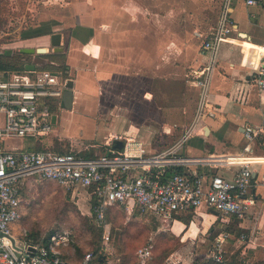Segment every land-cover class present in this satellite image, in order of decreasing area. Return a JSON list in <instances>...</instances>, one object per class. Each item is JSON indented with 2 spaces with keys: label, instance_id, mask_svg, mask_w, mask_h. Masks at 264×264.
Wrapping results in <instances>:
<instances>
[{
  "label": "crops",
  "instance_id": "crops-1",
  "mask_svg": "<svg viewBox=\"0 0 264 264\" xmlns=\"http://www.w3.org/2000/svg\"><path fill=\"white\" fill-rule=\"evenodd\" d=\"M183 1L121 0L118 6L113 0H93L94 7H75L72 25L55 29L57 22L50 21V31L34 32L29 37L65 33V49L59 53L66 55L75 95L72 109L62 107L57 112L53 132L54 140L65 142L64 152L95 156L104 147L103 153H108L118 149L115 141H124V137L141 141L150 152H159L180 139L198 106L200 89L191 74L206 61L201 47L217 22L222 0H216L215 23L207 31L203 25L210 17L213 0H186L185 5ZM231 17L236 31L222 44L211 78L207 99L212 115H206L201 126L207 127L206 134H200L201 129L194 134L184 144L183 156L238 153L245 144L243 126L261 123L264 89L253 77L264 56V0L250 5L246 0H235ZM150 112H156L157 119L149 117ZM167 113L173 115L165 117ZM256 153L264 155L263 144L256 147ZM252 168L256 204L240 220V226L247 230L240 249L254 264L264 260V164ZM181 169L218 171L229 177L238 168L192 165ZM206 211L215 214L207 208L198 213ZM87 212L91 213L90 208ZM195 215L188 225L181 219L185 214L161 221L176 236L192 241L209 227L194 219ZM216 221L213 218L210 227ZM221 232L232 237L226 230ZM232 240L238 246L239 237Z\"/></svg>",
  "mask_w": 264,
  "mask_h": 264
},
{
  "label": "built area",
  "instance_id": "built-area-1",
  "mask_svg": "<svg viewBox=\"0 0 264 264\" xmlns=\"http://www.w3.org/2000/svg\"><path fill=\"white\" fill-rule=\"evenodd\" d=\"M234 1L222 0L217 22L201 47L206 61L191 74L200 89L195 116L180 139L159 152H150L141 141L129 137H121L125 142L122 150L111 149L90 157L73 151L8 147L5 140L11 137L42 139L53 134V117L63 107L69 77L65 75L67 70L44 69L36 64L34 70L0 69V264H72L64 252L73 241L71 229L55 230L43 245H31L26 230L20 235L15 232L22 218L21 186L33 177L55 181L73 193L83 189L90 203L89 215H94L100 224L109 206L115 204L126 206L130 214L138 210L162 221L190 211L198 213L202 208L217 211L221 216L245 218L256 204L252 166L264 164V155L256 153L264 137V109L260 124L243 126L245 144L240 152L205 157L180 153L201 129L203 118L212 115L207 94L222 44L229 42L236 31L231 17ZM246 3L255 4L256 0ZM254 71V82L264 89V56ZM192 165L238 169L229 177L218 171L175 169ZM229 236L217 235L207 257L223 261ZM136 255V264H148L153 251L146 246ZM78 264L98 263L88 252Z\"/></svg>",
  "mask_w": 264,
  "mask_h": 264
},
{
  "label": "rangeland",
  "instance_id": "rangeland-1",
  "mask_svg": "<svg viewBox=\"0 0 264 264\" xmlns=\"http://www.w3.org/2000/svg\"><path fill=\"white\" fill-rule=\"evenodd\" d=\"M91 1L93 0H0V51L16 52L23 47L48 46L49 36L29 38V34L40 25L50 24V21L57 22L54 26L55 29H58L59 26L61 28L72 25L71 15L77 14L75 7L80 4L83 5L81 9L94 7V3L91 4ZM113 2L119 6L121 0H113ZM186 2L188 1L184 0L183 4L185 5ZM212 2L213 5L209 9L210 17L203 25L205 31L215 23V15L219 9V2L216 0ZM75 18L78 19L77 16ZM70 20L72 21L70 22ZM182 22L184 23V21ZM50 53L53 52L50 51ZM43 55L45 54L30 55L27 64H36L38 67L49 64L50 60ZM170 114L173 115V113ZM170 114L163 115L166 117ZM148 115L154 120L157 119L156 112L154 114L150 112ZM56 127L58 128V124ZM42 139L44 142H52L51 146L55 149L58 146L55 142L66 149L64 141L56 140L54 142L53 134L49 138ZM34 140L35 138L32 137H11L5 140V144L10 148H19ZM104 151L105 149L102 147L98 154H102ZM23 184H26L27 188L22 193V221L15 227L18 235L26 230L33 233L38 232L40 236H43L56 226L63 225L71 228L74 234L73 241L64 250L67 258L71 256L68 260L73 259L75 255L78 256V252L84 255L92 250L93 235L87 230L89 223L82 218L83 216L91 217L87 212L90 203L83 189L73 193L56 183L33 179H26ZM213 218L219 223L216 221L210 227V221ZM227 218L229 216L216 215L209 211L196 213L194 219L202 221L205 226L209 227L205 233H200L192 241L183 240V236H176L168 225L162 223L161 219L158 220L155 216L138 212L130 214L126 206L111 207L104 222L102 224L96 222L98 226L103 227L102 244L105 246L104 251L111 264L135 262L137 251L146 246L153 251L154 257L150 264H193L195 258L207 257L214 242L209 234L211 228L223 230L228 221L221 222ZM234 237L236 236L232 235L228 239L229 245L225 248L227 255L237 252L245 243V240L239 237L238 246H234V241H231ZM240 258L244 259L247 264H252L250 259L242 253ZM72 263L75 264L74 261Z\"/></svg>",
  "mask_w": 264,
  "mask_h": 264
},
{
  "label": "trees",
  "instance_id": "trees-1",
  "mask_svg": "<svg viewBox=\"0 0 264 264\" xmlns=\"http://www.w3.org/2000/svg\"><path fill=\"white\" fill-rule=\"evenodd\" d=\"M39 31H50V24L47 23L45 26L40 25L37 29L34 30V32H39ZM34 32L30 33L28 37H31V35ZM43 56L48 58V60H50V61H49V64L43 66L42 68L51 69V70H64L65 72L68 69L67 65H66L65 53H49V54H45ZM28 57H30L29 54L21 53L19 51H16V52H13L10 50L0 51V69H14V70L24 69L26 64L28 63L27 62ZM54 63L58 64V65H55ZM65 75H66V77H69L70 74H68V72H66ZM55 141L56 140H54V142ZM55 143H57L56 145H58L56 147V149L53 146H51L52 142H44L43 139L35 138L34 141L27 143L25 145V148L26 149H37V150H40V149L54 150L55 149L54 151L64 152L61 145L58 144V142H55ZM262 144L264 145V137L262 139ZM88 157H90V156H88ZM175 169L178 172H183V169H181V167H176ZM29 179H33L35 181L41 180V181H49V182L56 183L55 181L48 180V179H42L39 177H33V178H29ZM56 184L59 185L58 183H56ZM25 188H27V186H26V184H23L21 186V194H20L21 207H22V193L25 190ZM113 206H122V205H116L115 204V205L109 206V208L106 211V217L108 215L109 209ZM134 212L144 214L138 210H136ZM193 214L194 213L191 211L187 212V213H185V216L182 217L181 219H183V221L188 225L190 223V221L192 220ZM82 218L84 220H86V222L89 223L87 230L89 232H91V234L93 235L92 240H91L92 241L91 242L92 250L90 252L93 253V255L96 257V262L98 264H111L108 261V259H107L108 256L104 251L105 246L102 244V238L101 237L103 236L102 235L103 227L98 226V224L96 222V218L94 215L91 216L90 218H88L86 216H83ZM227 219H225V220L223 219V221L221 222V223H224L226 220L228 221L227 227L223 230L230 232L232 235H235L236 237H240L243 233H245L247 231L246 229H244L240 226L241 221L239 219H237L236 217L230 216ZM21 221H22V218L18 222V224ZM217 223H219V222L217 221ZM63 228H69V227L63 226V225H58L55 228H53V230H51L48 234H44L43 236H40L38 232L33 233V232L27 231L28 235L26 236V238L30 241L31 245H36V244L43 245V244L47 243L48 238L52 232H54L55 230H58V229H63ZM69 229H71V228H69ZM221 231H222L221 229L214 230V228L212 227L209 234L211 235V238L214 239L217 235L220 234ZM78 251H80V250H78ZM86 253H88V252H86ZM84 255H82L81 253L78 252V256L75 255V257L73 259L71 258L70 260L74 261L75 263H80L81 260L83 259ZM240 255H241V249L237 250V252L232 253L231 255H227L225 252L223 261H216V260L209 258V257L199 256V257L195 258L193 264H247L244 259L240 258ZM70 257L71 256H68V258H70ZM153 257L154 256H152V259H153ZM65 258L68 260L67 256H65ZM152 259L148 262V264L151 263ZM136 262H137V260L135 262H132L131 264H136ZM120 264H127V263L123 262ZM254 264H264V260L257 261Z\"/></svg>",
  "mask_w": 264,
  "mask_h": 264
},
{
  "label": "water",
  "instance_id": "water-1",
  "mask_svg": "<svg viewBox=\"0 0 264 264\" xmlns=\"http://www.w3.org/2000/svg\"><path fill=\"white\" fill-rule=\"evenodd\" d=\"M49 41L50 45L49 46H40V47H23L19 49V52L29 54V55H34V54H47L52 51L53 53H59L63 52L65 49V33L64 32H52L49 34ZM35 64H26L25 68L29 70H34L35 69ZM66 89L63 94L62 98V106L66 109H72L73 107V100H74V79L73 78H67L66 83H65ZM56 115L53 117V121L56 122ZM205 127L204 129H206ZM204 129L200 130V134L205 135L206 132ZM125 142L122 140H116L115 141V146L118 149L123 148ZM216 215H218L217 211H214ZM33 249V248H32Z\"/></svg>",
  "mask_w": 264,
  "mask_h": 264
},
{
  "label": "bare ground",
  "instance_id": "bare-ground-1",
  "mask_svg": "<svg viewBox=\"0 0 264 264\" xmlns=\"http://www.w3.org/2000/svg\"><path fill=\"white\" fill-rule=\"evenodd\" d=\"M43 47H45V46H43ZM256 48H260V47H258V46H255Z\"/></svg>",
  "mask_w": 264,
  "mask_h": 264
}]
</instances>
